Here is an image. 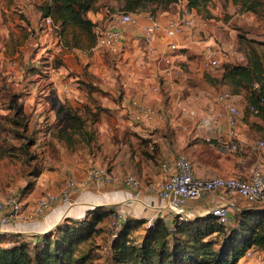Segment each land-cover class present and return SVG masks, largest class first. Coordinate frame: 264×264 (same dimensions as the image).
I'll return each mask as SVG.
<instances>
[{"label":"crops","instance_id":"crops-1","mask_svg":"<svg viewBox=\"0 0 264 264\" xmlns=\"http://www.w3.org/2000/svg\"><path fill=\"white\" fill-rule=\"evenodd\" d=\"M17 1L25 17L11 16L12 9L3 6L0 0V72L5 71L9 86L21 88L14 94L15 100L23 106L22 114L32 119L26 131L38 134L37 148L41 151L38 161H45L44 167L33 175L35 184L26 198V207H34L41 196L58 190L69 177L84 184L79 191H73L72 204L56 201L42 216L0 223L2 236L43 233L67 218L91 217L97 207H103L143 221L135 231L141 237L151 219L162 217L169 225L174 220L175 214L152 190L163 179V163L185 154L199 176L242 178H249L255 166L264 164V148L257 146L263 133L254 126L252 115L245 117L243 113L235 129L237 151L222 153L209 141L217 137L229 140L232 136L225 113L201 109L209 102L205 90L209 85L204 76L210 55L200 32H206L204 27L196 25L173 37L161 29L156 31L151 43L159 55L173 57L177 72L172 74L165 73L164 61L148 51L144 34L151 23L148 11L133 13L134 23L120 25L118 53H110L97 44L85 50L73 47V53L55 64L53 57L63 43L52 25L39 18L37 5L42 0ZM185 2L180 0L158 10L155 19L161 25L166 24L179 15L180 5ZM102 13L89 12L88 16L92 19L94 15L96 19L92 21L102 27ZM171 41L178 43V49H170ZM46 51L50 55L44 60ZM69 58H73V64ZM10 60L23 64L26 71L10 65ZM32 68L36 69L30 72ZM40 73H46L47 77L41 78ZM154 85H159L160 90L153 91ZM243 97L246 103L243 94H239L238 102ZM134 101L161 111L164 117L154 116L149 121L133 119L130 112ZM75 114L83 120L81 126L74 123ZM202 118L212 119L213 124L199 123ZM5 128L12 133L9 127ZM15 148L14 143L10 147L0 146L5 155ZM222 165L227 168L222 169ZM95 166L106 167L113 180H88L87 173ZM129 174L139 179V186L124 182ZM237 199L244 206L238 205ZM216 205L240 211L248 203L240 196L218 190L190 200L185 216L205 215ZM110 221L111 216L103 225L108 227Z\"/></svg>","mask_w":264,"mask_h":264},{"label":"trees","instance_id":"trees-1","mask_svg":"<svg viewBox=\"0 0 264 264\" xmlns=\"http://www.w3.org/2000/svg\"><path fill=\"white\" fill-rule=\"evenodd\" d=\"M101 1L42 0L37 7L42 18H53V31L60 38L69 26L83 29L89 40L86 48L91 49L97 43L96 25L87 14L101 11ZM209 1L186 0V5L199 9ZM179 2L124 0L123 11H148L154 16L158 10ZM234 3L242 11L257 15L261 9L264 11V0H234ZM259 17L263 18L264 12ZM73 47L79 48L76 41ZM249 54L243 63L225 64L220 82L227 85L230 92L245 96V117L256 116L264 125V60L255 49ZM251 107L256 112L251 111ZM72 118L75 124H83L77 114ZM7 127L17 137L19 131ZM102 208L97 207L93 215L85 219L67 218L43 233L9 237L0 234V264H238L250 248L264 249V208L257 205H246L236 211L230 225L219 222L210 213L194 217L174 215L171 225L157 217L144 227L141 237L135 231L143 221L127 218L114 233L103 225L112 211ZM105 233L109 244L102 254L100 250L104 246L99 240ZM103 257L105 260L98 263Z\"/></svg>","mask_w":264,"mask_h":264},{"label":"built area","instance_id":"built-area-1","mask_svg":"<svg viewBox=\"0 0 264 264\" xmlns=\"http://www.w3.org/2000/svg\"><path fill=\"white\" fill-rule=\"evenodd\" d=\"M151 23L144 29L145 39L148 51L159 57L166 64L163 69L165 73L172 74L177 69L173 67V57L171 55H159L156 47L151 43V40L157 30H163L168 37H173L184 32L187 28L196 26L197 13L195 9L187 5H180L179 15L168 20L166 24L161 25L153 15L150 16ZM136 18L132 12H118L111 16L108 21L100 27V33L97 37V45L105 48L110 53H118L121 49V33L120 25L134 23ZM48 25H53L52 17L45 18ZM170 49H178V43L171 41ZM208 53L211 59H207V67H217L218 59L214 58L217 55V50L208 47ZM213 57V59H212ZM10 65H14L19 69H23L24 65L14 60L9 61ZM179 72V71H178ZM258 87L259 83H255ZM153 91H159L160 86L154 85ZM217 100L226 102L228 106L227 122L231 128V138L224 140L222 138H209V141L214 143L215 147L222 153H232L239 148V142L234 139L236 136V127L242 119L243 111L239 105V94H234L229 90L221 92ZM134 109L130 112L133 119L138 121H149L154 116L164 117V114L149 106L140 105L137 101L133 102ZM251 111L256 112L254 107ZM191 114H195L194 111ZM199 123L211 126L212 119L202 118ZM259 144L264 148V140L259 141ZM163 167V179L152 187L156 195L165 201V206L175 215L185 216L186 205L190 200L199 199L207 194L218 190H224L232 195H237L248 203V205H257L264 208V164L255 166L252 169L249 178L237 176L215 175L211 177H202L195 173L193 163L185 154L178 155L173 161L165 162ZM88 180L105 179L112 181L113 176L109 170L103 166L91 167L87 173ZM124 182L129 186H139L140 181L132 174L124 177ZM83 182L76 180L73 177L67 178L57 192L47 194L40 197L30 213L32 217L42 216L47 208L56 201L72 204L71 195L73 191H79L83 187ZM23 206L21 194L13 191L7 197L0 201V223L6 224L13 222L23 216ZM215 219L223 224H229L232 218L231 211L228 206L216 205L209 212ZM127 215L120 210L113 211L109 227L116 233L126 221ZM154 220L151 219L149 224ZM251 250H248L246 255H251Z\"/></svg>","mask_w":264,"mask_h":264},{"label":"rangeland","instance_id":"rangeland-1","mask_svg":"<svg viewBox=\"0 0 264 264\" xmlns=\"http://www.w3.org/2000/svg\"><path fill=\"white\" fill-rule=\"evenodd\" d=\"M1 2L3 6H8L12 9L11 16L18 18L25 17L24 12H21L23 7L17 0H1ZM16 2H18V4H16ZM101 5L103 7L101 10L103 12V24H105L104 22L110 19L113 14L124 10V0H102ZM181 5H186V2ZM195 10L197 13L196 25L206 29L205 33L200 30L203 36L201 41H203V45L210 46L217 50V55H215L214 58L218 59L217 67H208L205 71L204 77L207 81V85H209V87H205V90H208L207 96L209 97V102H207V106H202L201 109L209 110L210 108L217 111L221 110L222 113L228 115L227 103L219 102L217 100V97L221 92L230 89L227 85L220 82L224 70L223 66L227 63L234 64L247 61L250 55L248 52H251L252 49H255L264 60V17H259L264 11L261 9L259 15L253 12L242 11L236 6L234 0H210L206 6H202ZM39 15L41 22H43L44 18L41 17L40 12ZM87 17L90 18L88 14ZM92 19H96L94 15H92ZM95 25L94 29L98 37L100 26L98 25V22H96ZM65 34H63V37L61 38L62 43H64L62 49L58 50L57 55L53 57V62L55 64L60 63L59 61L63 62L66 59L67 54L73 53L74 41H76L79 48L83 50L87 49L86 47L89 44L88 34L80 27L69 26ZM65 40L70 41V43L66 44ZM45 53L46 54H43L46 55L44 56L46 57L44 60H47V57H49L50 54L47 55L48 51ZM231 57H233V59L230 62L229 60ZM208 59H211V57L209 56ZM227 59L229 60L227 61ZM44 60L42 59V61ZM69 61L73 64V58H69ZM23 69L19 70L24 73L26 69ZM35 69L36 68H32L30 72H33ZM0 74V146L4 147L6 144L10 147L12 143H14V147L17 145V148L8 152V155H5L0 151V201L13 191L20 193L22 203L25 205L23 206V216L21 218L32 219L37 216H31L30 213L32 212L33 207L31 209L27 208L25 201L29 191L35 184L33 175L37 174L39 169L44 167L45 161H38L41 155V151L37 148L38 134L26 131V128L28 127L29 122H32L30 121L32 119H30L28 115L22 114L23 106L18 104L15 100L14 94L21 91L19 90L21 88L19 86H9L7 84L6 80L8 76L5 74V71L0 72ZM45 74L46 73H40V77H47ZM239 104L243 112H245L246 103L244 97L241 98ZM196 109L199 112V108ZM250 119L254 121V126L262 131L263 134H259L264 140L263 122L256 116L250 117ZM257 120H260V122H257ZM6 126L17 129L19 131L17 137L13 132L11 134L6 132ZM23 129L25 130L23 132L24 134H20V131ZM260 139L261 138L258 139L257 143L258 148H261L259 144ZM24 145L27 146L24 147ZM221 167L222 169L227 168L223 165ZM57 191L58 190H55L50 193ZM237 204L244 206L238 199ZM236 211L237 210L231 211V215H234ZM231 223L232 222L230 221L228 225ZM107 228L110 229L109 226ZM106 237L107 236L105 235L99 240L101 245L104 246L103 249L100 250L102 254L105 252V248L109 244ZM249 250H251L252 254L245 255L241 258L238 264H264V249L253 247ZM104 260L105 257L98 260V263Z\"/></svg>","mask_w":264,"mask_h":264}]
</instances>
